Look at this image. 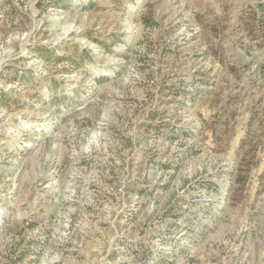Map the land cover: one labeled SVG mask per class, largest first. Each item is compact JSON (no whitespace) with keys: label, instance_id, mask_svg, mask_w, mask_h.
I'll use <instances>...</instances> for the list:
<instances>
[{"label":"rangeland","instance_id":"rangeland-1","mask_svg":"<svg viewBox=\"0 0 264 264\" xmlns=\"http://www.w3.org/2000/svg\"><path fill=\"white\" fill-rule=\"evenodd\" d=\"M0 264H264V0H0Z\"/></svg>","mask_w":264,"mask_h":264}]
</instances>
